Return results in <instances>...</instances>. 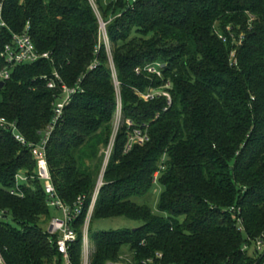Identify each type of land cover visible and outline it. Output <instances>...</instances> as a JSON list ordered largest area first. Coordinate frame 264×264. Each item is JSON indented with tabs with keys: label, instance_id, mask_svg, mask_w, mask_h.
I'll list each match as a JSON object with an SVG mask.
<instances>
[{
	"label": "trees",
	"instance_id": "16d2710c",
	"mask_svg": "<svg viewBox=\"0 0 264 264\" xmlns=\"http://www.w3.org/2000/svg\"><path fill=\"white\" fill-rule=\"evenodd\" d=\"M93 2L96 11L90 0H0V53L29 24L37 51L51 58L10 70L0 88V118L38 144L61 95L47 88L46 78L56 72L68 87L80 80L46 146L59 199L71 205L86 196L80 224L97 178L88 162L98 163V147L108 144L117 111L114 74L120 125L92 219L140 226L92 235L91 264L112 260L124 245L138 261L160 252L162 264H253L241 247L246 236L264 233V0ZM99 17L109 54L99 39ZM227 27L236 39L243 35L239 46ZM233 49L235 65L229 62ZM154 63L162 66L161 77L142 70ZM167 82L170 105L165 97L145 102L135 93ZM134 129L145 130L148 141L125 151ZM34 169L29 149L0 128V253L6 264H45L57 254L39 226L52 211L42 182H15ZM155 185L162 193L153 214L147 202ZM16 188L22 197L10 194ZM79 250L80 235L70 251L74 262Z\"/></svg>",
	"mask_w": 264,
	"mask_h": 264
},
{
	"label": "built area",
	"instance_id": "2783aa9c",
	"mask_svg": "<svg viewBox=\"0 0 264 264\" xmlns=\"http://www.w3.org/2000/svg\"><path fill=\"white\" fill-rule=\"evenodd\" d=\"M1 11V5H0ZM1 26L4 24L1 23ZM101 26V25H100ZM101 28V27H100ZM228 31H231L230 28H227ZM232 43L235 46H239L243 40V35L241 38L235 39L232 32H228ZM219 39L222 42H226V37L219 36ZM236 42V43H235ZM236 52L233 49L229 55V62L231 65L236 64L235 58ZM0 58L2 59L4 65L0 69V82L5 83V81L10 78V70L15 66L34 64L40 60L50 61L49 53H39L32 42V39L29 35V24L24 28V31L20 34H13L9 44L5 45L3 50L0 53ZM94 65L90 66L89 70L94 69ZM149 73L155 74L157 77H161L159 71L162 66L158 64L157 66H146ZM135 71L139 73V69L136 68ZM114 77V76H113ZM46 78V77H45ZM46 85L48 89H58L61 92L59 98L56 99V102L53 104L52 108V118L47 125L46 129L42 133V138L38 144H32L26 142L23 136L18 132L15 124L7 122L4 118H0V128L9 130L14 139L20 143L21 146H24L29 149V152L32 156L33 161L35 162V169L31 176L23 175L19 173L15 176L16 185L20 183H27L29 180H39L43 184L44 192L47 197V206L51 210L58 212L59 216L49 220L45 233L47 234L48 244L56 250V257H54L50 262L45 264H91V252H90V221L89 214L86 213V216L82 223L78 224V219L82 214L83 208L86 203V196L78 197L71 205L65 204L62 200L59 199L57 192L54 188L51 174L49 172L47 160H46V146L50 139V136L55 129V127L62 120L64 109L71 102L73 96L80 90V80L73 87H68L62 81L61 77L55 72L50 78H46ZM169 83L167 82L165 86L160 89H152L144 94V99L146 101L153 100L155 97H165L167 99L168 105L171 104V97L168 92ZM162 90V91H161ZM156 91V92H155ZM120 114H121V104L119 98H117V111L116 116L117 126L114 128L111 139L109 140L107 146L102 150L104 156V165L106 168L108 162L111 158L115 138L120 125ZM128 126H131L130 121H126ZM129 144L126 147L125 151H128L131 146L139 145L142 146L148 141V136L146 131H141L139 129H134L132 133H129ZM156 173L155 175H157ZM156 179V178H155ZM103 182L99 181L94 188L90 201L88 204L89 209L93 207V204L96 202L100 188L102 187ZM18 188V187H17ZM11 190L10 194L13 196L22 197V193L19 190ZM232 218L239 225V230L243 233L244 228L242 226L241 218L238 216L239 211H234ZM80 235V250H79V259L77 262H74L70 256V251L72 245H74L78 236ZM254 242L256 246L255 256L251 258L253 264H264V233L255 238H249L246 236L241 251L248 255L250 248V243ZM0 264H6L1 253H0ZM105 264H162V255L160 253L156 254L154 257H149L142 259L140 261L135 260L134 262H121V261H112L106 262Z\"/></svg>",
	"mask_w": 264,
	"mask_h": 264
},
{
	"label": "rangeland",
	"instance_id": "374dc122",
	"mask_svg": "<svg viewBox=\"0 0 264 264\" xmlns=\"http://www.w3.org/2000/svg\"><path fill=\"white\" fill-rule=\"evenodd\" d=\"M90 3L92 4L94 10L96 11V6H95L93 0H90ZM99 20H100V25H101L100 26L101 28L99 27V39H100V42L105 45L106 50H107V53L109 54L110 47H109V42H108V40L106 38L105 23L102 22V20H101L100 17H99ZM227 28H230L231 29V27H227ZM236 29L238 31L239 28H236ZM227 32H231V31H228L227 30ZM234 33L235 32L232 30V34L235 37V34ZM239 38H241V33L240 32L238 33V39ZM152 65L157 66L158 63L146 64L142 70L145 71V72H147V74L153 75L152 73H149L146 70L147 69L146 66H152ZM138 69L140 70L139 73H137L136 71L135 72L137 74H140L141 73V69L140 68H138ZM113 76H114L113 77L114 78V81L113 82H114V85L116 87V97L119 98V100H120V93H119V88H118V82H117L116 77H115L114 74H113ZM152 89L153 88H151V87L148 88L147 92L148 91H151ZM135 93H136V95L141 100L147 102L144 99V96H143L146 93H141V92H139L137 90H135ZM117 120H118V118H117V116L115 114L114 119H113V123H112V130H111V133H110L109 140L112 137V134L114 132L115 126H117ZM104 147H105L104 145H100L98 147V156H97L98 157V159H97L98 160L97 161L98 163L92 165V163L90 161H89L90 163L88 162L89 165L91 164V172H96V175H97L94 188L96 187V185H97V183L99 181H102L103 182V176H104V172H105V169H106V168L103 167V165H104V156L102 154V150H103ZM101 156H102V161L100 163V161H99L100 158L99 157H101ZM155 174H154V182L156 180L155 178H157V176H158V174L157 175H155ZM161 193H162V188L159 185H155L153 191L149 195L150 196L149 197L150 199L147 202V206L149 207V209L151 210V212L153 214H156L157 213V204H158V200H159V197H160ZM136 202L141 203L140 200H137ZM95 204H96V202L93 204V207L91 209L87 208V210H86V213L88 212V214H89V221H90V223H89L90 224V235H89V237H92V235H94L95 233L102 232V231H117V230H122V229H135V228H137V227L140 226V223H138V222L127 221V220H125L123 218H111V219H106V220H101V221H94L92 219V216H93ZM86 213H85V216H86ZM58 216H59L58 212L55 211V210H52L50 212L49 216H47V218L42 217L40 219L39 226L43 230H46V227H47V224H48L49 220L52 219V218L58 217ZM7 220L10 221V217H8ZM91 239L92 238H90L89 240L91 242L90 252H91V258H92L93 254L95 253V247H94V241L91 240ZM255 251H256V246H255L254 242H251L250 243V248H249V251H248V256L250 258L254 257L255 256ZM158 253H160V252L155 253L154 256L156 254H158ZM134 256H135V254L133 253V250L129 249V246L124 245L123 247H121L119 249V251L115 255V258H113L112 260L111 259L106 260V261H104L103 264H105L106 262H112V261H121V262H128V263H129V261L134 262L135 260H137L136 258H134Z\"/></svg>",
	"mask_w": 264,
	"mask_h": 264
},
{
	"label": "water",
	"instance_id": "95a60500",
	"mask_svg": "<svg viewBox=\"0 0 264 264\" xmlns=\"http://www.w3.org/2000/svg\"><path fill=\"white\" fill-rule=\"evenodd\" d=\"M4 86L3 82H0V88H2Z\"/></svg>",
	"mask_w": 264,
	"mask_h": 264
}]
</instances>
